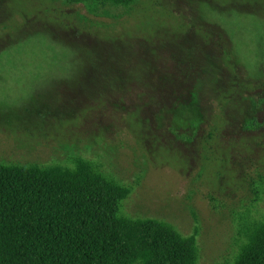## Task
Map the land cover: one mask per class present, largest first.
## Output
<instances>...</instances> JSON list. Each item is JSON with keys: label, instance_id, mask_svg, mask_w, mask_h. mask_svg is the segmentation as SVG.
Segmentation results:
<instances>
[{"label": "rangeland", "instance_id": "obj_1", "mask_svg": "<svg viewBox=\"0 0 264 264\" xmlns=\"http://www.w3.org/2000/svg\"><path fill=\"white\" fill-rule=\"evenodd\" d=\"M223 49L252 90L222 110L207 85L196 107L176 108L165 96L175 58L218 64ZM77 157L132 189L125 216L198 229L202 264L230 258L239 218L264 215V0H140L96 13L0 0V163Z\"/></svg>", "mask_w": 264, "mask_h": 264}, {"label": "trees", "instance_id": "obj_2", "mask_svg": "<svg viewBox=\"0 0 264 264\" xmlns=\"http://www.w3.org/2000/svg\"><path fill=\"white\" fill-rule=\"evenodd\" d=\"M66 1L96 13L102 8H131L140 0ZM218 58V64L209 58L196 65L191 63L194 59L175 58L172 75L165 81L166 91H172L165 96L173 97L176 108L196 107L207 85L218 94L222 110L234 96L252 90L247 73L234 68L226 49ZM228 69L235 73L238 69L241 75ZM187 77L195 83L185 85ZM220 124L212 122L208 131L212 141ZM262 187L255 188V203ZM131 193L130 187L83 157L74 158L71 165L0 163V264H202L198 229L183 236L166 222L125 216ZM238 238L236 252L218 264H264V215L254 217L251 211L242 215Z\"/></svg>", "mask_w": 264, "mask_h": 264}]
</instances>
